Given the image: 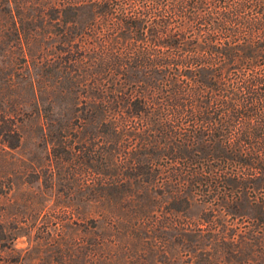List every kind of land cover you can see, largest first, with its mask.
I'll return each mask as SVG.
<instances>
[{"label":"trees","instance_id":"1","mask_svg":"<svg viewBox=\"0 0 264 264\" xmlns=\"http://www.w3.org/2000/svg\"><path fill=\"white\" fill-rule=\"evenodd\" d=\"M0 44L69 93L48 130L90 202L0 195V264H264V0H0Z\"/></svg>","mask_w":264,"mask_h":264},{"label":"rangeland","instance_id":"2","mask_svg":"<svg viewBox=\"0 0 264 264\" xmlns=\"http://www.w3.org/2000/svg\"><path fill=\"white\" fill-rule=\"evenodd\" d=\"M10 48L7 44H0V181H4V184L0 185V195L3 198L5 194H11V199L28 208L27 220L34 218L37 223H43L46 220V211L51 213L53 210H62L60 200L63 198L57 196H65L69 189L73 191L69 197L73 195L70 201L75 204V208L77 204H90L89 200H85V196L81 198L78 194L81 190L78 184L81 179L80 170L77 169L74 173L77 180H71V188L62 183L60 173L64 172V169L58 166L54 156L58 146L51 142L48 130L52 120H55L51 122L53 126L71 124V120L62 119V113L70 106L71 99L69 93L65 92L66 89L61 91L59 88H52L53 70L52 65L48 63L46 68H43L46 79L35 80L38 87L35 97L30 82L38 78V70L35 72L33 65L29 70L26 61L16 59L17 56L13 59L11 56L16 53V49ZM12 59L15 62L11 63ZM44 83L49 85L48 90L40 88ZM55 96L57 97L54 99ZM52 99L55 100L54 105L50 102ZM15 127L23 132V137L18 146L12 147L11 143L19 141L15 137ZM84 129L89 130V127ZM84 129L81 128V133ZM70 168L74 170L72 166ZM51 170L57 172L56 176L52 177ZM40 206L42 211L38 213L36 209ZM203 212L204 204L197 200L186 210L191 219L201 222L203 218L199 215ZM248 220L247 215H237L233 225L245 226L248 225ZM28 241L27 236H22L18 244L24 246Z\"/></svg>","mask_w":264,"mask_h":264}]
</instances>
